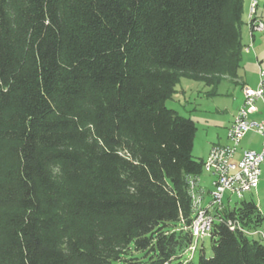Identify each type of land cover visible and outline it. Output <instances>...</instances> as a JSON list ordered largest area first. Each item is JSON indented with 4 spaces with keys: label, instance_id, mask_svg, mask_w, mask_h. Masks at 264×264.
Returning <instances> with one entry per match:
<instances>
[{
    "label": "trees",
    "instance_id": "1",
    "mask_svg": "<svg viewBox=\"0 0 264 264\" xmlns=\"http://www.w3.org/2000/svg\"><path fill=\"white\" fill-rule=\"evenodd\" d=\"M243 13L244 0H0V264H193L203 159L195 121L166 101L182 77L236 82ZM227 218L264 224L253 200L226 206L197 264H264V240Z\"/></svg>",
    "mask_w": 264,
    "mask_h": 264
},
{
    "label": "built area",
    "instance_id": "2",
    "mask_svg": "<svg viewBox=\"0 0 264 264\" xmlns=\"http://www.w3.org/2000/svg\"><path fill=\"white\" fill-rule=\"evenodd\" d=\"M257 4V0L250 1L247 20L250 33L264 31L263 21L256 17ZM251 47L252 43L244 49L248 51ZM241 89L242 103L226 130L227 142L213 144L203 158V170L211 175L210 189L206 191L208 201L205 200V189L199 186L198 180L189 178L193 218L188 228L192 233L193 242L186 251L192 254L198 239L209 236L213 221L225 209V192L229 191L238 199H243L245 193L256 189L259 184L261 164L264 161V119H256L253 114L257 111V100L261 99L264 103V69H259L256 87L243 85ZM250 131L261 137L260 150L243 149L239 158H235L242 138ZM225 222L231 230L239 228L249 236H258L264 240V232L259 228L243 229L237 220L232 218H227Z\"/></svg>",
    "mask_w": 264,
    "mask_h": 264
},
{
    "label": "rangeland",
    "instance_id": "3",
    "mask_svg": "<svg viewBox=\"0 0 264 264\" xmlns=\"http://www.w3.org/2000/svg\"><path fill=\"white\" fill-rule=\"evenodd\" d=\"M251 0H244V13L242 26V37L245 39L247 30V19L249 13V6ZM256 11L258 16L264 21V0H257ZM264 35V31L257 35ZM243 53V57H244ZM255 62V61H254ZM243 65V61H242ZM252 65L250 67V76L256 80L258 70L253 71ZM264 67V65H263ZM243 72L240 71V74ZM176 91L172 97L167 99L166 104L168 107L175 109L181 115L192 118L196 124V132L193 141L192 155L195 159H203L211 146V143L216 142L218 137H223L225 134V122L229 116L228 111L231 110L234 102V97H237L236 93H239L240 86L232 79L225 78L217 85L216 88L210 85H206L202 81L192 80L182 77L175 86ZM263 113V112H262ZM261 137L255 133L250 132L243 139V146L246 148L258 147V143ZM261 177L256 189L244 194L243 198L246 200H253L259 207L262 215L264 216V161L261 164ZM201 185L205 189V192L210 189V177L206 172L201 174ZM230 198V201H228ZM205 200L208 201L209 197L207 192L205 193ZM238 199L233 193L226 191L224 194V204L228 207H232ZM264 232V224L259 228ZM204 248L206 256L212 254L211 241L209 236L198 239L197 248L193 255V264H197L201 248ZM183 258L189 259L192 255L191 252H187ZM173 261L172 263H175Z\"/></svg>",
    "mask_w": 264,
    "mask_h": 264
},
{
    "label": "crops",
    "instance_id": "4",
    "mask_svg": "<svg viewBox=\"0 0 264 264\" xmlns=\"http://www.w3.org/2000/svg\"><path fill=\"white\" fill-rule=\"evenodd\" d=\"M246 26H247V30L245 31V33H246L245 39L246 40H243V41H244L245 44H249L250 42H252V48L250 49V51L244 52L245 55H244V57L242 59L243 65H241V68L239 70V77L237 78V80L235 82V83H237L240 86V90H239V93H236L237 97H234V102H233V106H232L231 110L228 111L229 116H228V118H227V120L225 122V134L223 135V137H218L216 142L211 143V146L213 144H225L227 142L226 130H227L228 126L230 125V123L232 122L233 116L235 115L238 107L242 103V89H241L242 86L243 85H249L251 87H255L256 84H257L258 76L256 77V80L252 79V77L250 76V67H251V65L253 66L252 69H253V71L255 73V71L258 70L259 66L263 67V65H264V35L262 33H261V35L260 34L257 35L258 33H255L253 35L252 33H250V29H249L247 23H246ZM240 71L243 72L242 73L243 76L240 74ZM256 106H257V112L255 114H253V117L256 118V119H259V120L264 119V105H263V102L261 100L257 101L256 102ZM250 132H252V131H250ZM250 132L246 133V135L249 134ZM245 136L242 138V140L240 142V145L238 147V150H237V153L235 155V158H239V156L241 154V151L243 149L260 150L261 139L259 140V143H258L259 146L257 148L256 147H251V148H247L246 147L245 148L243 146V144H242L243 139L245 138ZM261 174H262V171H261ZM209 177H210V180H211V176H209Z\"/></svg>",
    "mask_w": 264,
    "mask_h": 264
},
{
    "label": "clouds",
    "instance_id": "5",
    "mask_svg": "<svg viewBox=\"0 0 264 264\" xmlns=\"http://www.w3.org/2000/svg\"><path fill=\"white\" fill-rule=\"evenodd\" d=\"M192 242H193V240H192ZM196 246H197V242H196ZM193 255V254H192ZM192 257V256H191Z\"/></svg>",
    "mask_w": 264,
    "mask_h": 264
}]
</instances>
